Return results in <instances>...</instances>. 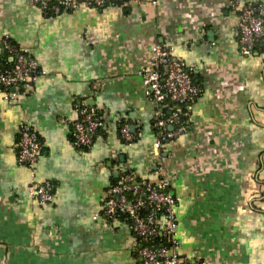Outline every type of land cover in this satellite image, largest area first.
Wrapping results in <instances>:
<instances>
[{
	"label": "crops",
	"instance_id": "1",
	"mask_svg": "<svg viewBox=\"0 0 264 264\" xmlns=\"http://www.w3.org/2000/svg\"><path fill=\"white\" fill-rule=\"evenodd\" d=\"M238 23L228 0H136L50 17L31 0H0V39L45 71L15 99L0 93V264H141L128 221L104 216L107 187L127 171L170 179L181 255L264 264V44L242 54ZM156 43L194 64L202 89L187 131L160 153L141 75ZM80 103L105 121L90 148L71 142ZM24 121L43 142L35 180L54 184L45 205L18 161Z\"/></svg>",
	"mask_w": 264,
	"mask_h": 264
},
{
	"label": "built area",
	"instance_id": "2",
	"mask_svg": "<svg viewBox=\"0 0 264 264\" xmlns=\"http://www.w3.org/2000/svg\"><path fill=\"white\" fill-rule=\"evenodd\" d=\"M118 0H31L46 16H55L81 6L105 8ZM128 4L136 0H119ZM158 3V0H152ZM237 14L241 53L252 54L264 44V7L251 1L228 0ZM151 67L141 70L145 92L156 104L154 125L155 148L160 153L166 145L187 131L186 117L191 104L200 96L201 86L195 82V65H187L166 43L152 47ZM45 73L39 62L25 48L12 43L9 36L0 39V93L15 99L19 90L29 89ZM78 119L73 123L71 142L78 148H90L104 127L103 116L93 106L77 104ZM18 161L30 168L34 178L29 193L41 205L54 200V184L35 180L43 148L37 130L27 121L20 125ZM126 141H133L128 123L121 127ZM178 198L171 191L168 177L157 181H139L133 171L121 174L106 190L104 216L109 221L125 219L137 238L136 248L141 264H203L191 261L179 252Z\"/></svg>",
	"mask_w": 264,
	"mask_h": 264
},
{
	"label": "trees",
	"instance_id": "3",
	"mask_svg": "<svg viewBox=\"0 0 264 264\" xmlns=\"http://www.w3.org/2000/svg\"><path fill=\"white\" fill-rule=\"evenodd\" d=\"M118 4H121V1H116L114 4H112V5H118ZM12 40V39H11ZM12 43H14V44H16L13 40H12ZM186 119V118H185ZM117 179L118 178H115L113 181H117ZM138 180L139 181H146V180H142V179H140L139 177H138Z\"/></svg>",
	"mask_w": 264,
	"mask_h": 264
}]
</instances>
